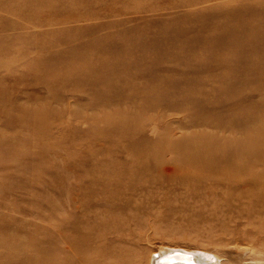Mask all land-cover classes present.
<instances>
[{
	"label": "rangeland",
	"instance_id": "obj_1",
	"mask_svg": "<svg viewBox=\"0 0 264 264\" xmlns=\"http://www.w3.org/2000/svg\"><path fill=\"white\" fill-rule=\"evenodd\" d=\"M167 250L264 264V0H0V264Z\"/></svg>",
	"mask_w": 264,
	"mask_h": 264
},
{
	"label": "bare ground",
	"instance_id": "obj_2",
	"mask_svg": "<svg viewBox=\"0 0 264 264\" xmlns=\"http://www.w3.org/2000/svg\"><path fill=\"white\" fill-rule=\"evenodd\" d=\"M163 255H164V257H168L167 260H160L158 262V264H182V262L179 260L185 261V263L193 264L194 263L193 261H195L193 257L189 256L186 253L179 252V251L175 252L172 250H167V253H164ZM199 257H201V256H198V259L196 261H199V259H200ZM217 262H218V260H217ZM210 264H212V262Z\"/></svg>",
	"mask_w": 264,
	"mask_h": 264
},
{
	"label": "water",
	"instance_id": "obj_3",
	"mask_svg": "<svg viewBox=\"0 0 264 264\" xmlns=\"http://www.w3.org/2000/svg\"><path fill=\"white\" fill-rule=\"evenodd\" d=\"M196 264V263H195Z\"/></svg>",
	"mask_w": 264,
	"mask_h": 264
}]
</instances>
